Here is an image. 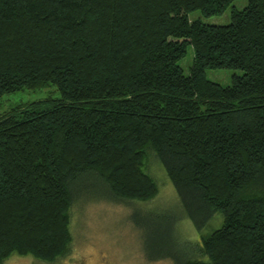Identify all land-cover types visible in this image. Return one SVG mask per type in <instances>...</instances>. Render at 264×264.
I'll use <instances>...</instances> for the list:
<instances>
[{"label":"trees","instance_id":"1","mask_svg":"<svg viewBox=\"0 0 264 264\" xmlns=\"http://www.w3.org/2000/svg\"><path fill=\"white\" fill-rule=\"evenodd\" d=\"M233 1L0 0V97L60 95L0 116V264L65 256L87 177L117 201L152 200L150 153L197 232L222 216L195 245L203 260L176 239L173 214L145 213L155 260L264 264V0ZM230 7L227 24L201 19ZM217 69L242 74L221 86L205 76Z\"/></svg>","mask_w":264,"mask_h":264},{"label":"rangeland","instance_id":"2","mask_svg":"<svg viewBox=\"0 0 264 264\" xmlns=\"http://www.w3.org/2000/svg\"><path fill=\"white\" fill-rule=\"evenodd\" d=\"M246 4L247 0H235L232 7L241 10ZM230 9L231 7L222 16L201 19L207 24H227ZM197 18H200L198 12L189 15L190 20ZM192 61L193 50L188 46L178 65L187 74ZM241 74L240 71L228 69L205 71L209 81L221 86H229L232 76ZM59 97L52 85L36 91L21 90L5 94L0 97V116L29 103ZM145 169L158 189V194L152 200L117 201L96 176L87 177L78 195L82 199L75 200L71 208V242L68 253L52 263L41 262L31 256L12 255L2 264H174L168 257L155 260L158 253H161L160 246L157 245L158 236L156 234L155 243L151 244L155 229L148 227L145 220V213L166 211L177 219L174 231L176 239L192 246V258L205 260L195 249V245L200 243L201 236H207L221 226L222 216L215 214L201 232H197L192 222L183 214L176 190L153 153L147 155Z\"/></svg>","mask_w":264,"mask_h":264}]
</instances>
